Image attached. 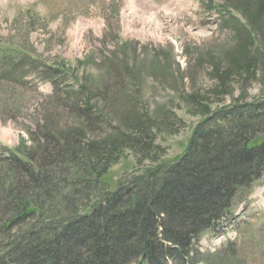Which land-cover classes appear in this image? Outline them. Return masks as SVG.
Segmentation results:
<instances>
[{
  "label": "rangeland",
  "instance_id": "obj_1",
  "mask_svg": "<svg viewBox=\"0 0 264 264\" xmlns=\"http://www.w3.org/2000/svg\"><path fill=\"white\" fill-rule=\"evenodd\" d=\"M72 102L99 110L98 194L173 165L202 122L264 103V0H0V177L47 125L87 126ZM194 249L192 264H264V174Z\"/></svg>",
  "mask_w": 264,
  "mask_h": 264
},
{
  "label": "trees",
  "instance_id": "obj_2",
  "mask_svg": "<svg viewBox=\"0 0 264 264\" xmlns=\"http://www.w3.org/2000/svg\"><path fill=\"white\" fill-rule=\"evenodd\" d=\"M7 63L23 75L20 62ZM54 71L55 78L44 73L56 94L67 78ZM78 104L79 117L91 120L87 126L47 125L25 156L6 158L0 264H192L195 241L216 229L239 192L264 174V103H247L202 122L173 165L98 194L111 164L93 154L97 144L85 130L99 121V110Z\"/></svg>",
  "mask_w": 264,
  "mask_h": 264
}]
</instances>
